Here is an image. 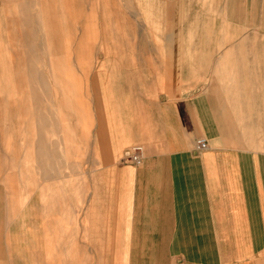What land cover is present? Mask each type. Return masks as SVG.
Masks as SVG:
<instances>
[{"label": "crops", "instance_id": "0c3cea01", "mask_svg": "<svg viewBox=\"0 0 264 264\" xmlns=\"http://www.w3.org/2000/svg\"><path fill=\"white\" fill-rule=\"evenodd\" d=\"M62 2L75 11L76 0ZM126 2L115 11L116 55L95 78L111 85L117 139L142 144L144 157L108 164L101 121L94 194L64 134L70 183L56 205V264H264V0ZM0 3V264H45L41 210L24 196L36 182L29 163L47 173L55 156L59 182L66 165L44 137V110L29 108L47 75L55 94L61 77L56 0ZM57 81L62 108L76 110L77 88Z\"/></svg>", "mask_w": 264, "mask_h": 264}, {"label": "rangeland", "instance_id": "374dc122", "mask_svg": "<svg viewBox=\"0 0 264 264\" xmlns=\"http://www.w3.org/2000/svg\"><path fill=\"white\" fill-rule=\"evenodd\" d=\"M5 1L0 0V2ZM20 1L23 0H17L19 3ZM122 1L76 0L75 11L70 13L67 9L66 14L65 9L62 11L60 5L63 7H67V5L62 0H56V41L54 44L56 50L54 54L56 55L57 65L61 64V66L57 67V70L61 73V77L58 76L56 78L57 80H70L72 86L77 88L78 94L74 97L77 108L76 110L62 108L60 83L56 80L55 94V84L50 82L53 78L49 75L45 77V81H48V83L44 85V94H40L39 98L35 97L29 100L30 111L44 110L47 121L43 127L44 137L45 139L53 140L54 150L62 157L64 162L69 160V156H63V145L66 143L64 141V134L66 132H69L70 135L73 134V140L77 144V151L75 149L74 154L77 155H73L72 157L78 163H81V169L89 172V176L92 177V191H94V194L98 188L100 181L99 169L102 166L101 131L97 125H100L101 121L105 122V128L108 129L110 136L108 164L120 161L124 154V148L129 149L134 145L133 142L120 143V140L117 139L116 111L112 103L114 99L110 88L111 85L97 82V78H95L98 75V81L102 79V71L106 65L102 59L107 60L106 58L109 59V55H116L112 50L115 49L117 40L120 37H118V30L114 21L117 14L115 11L117 7H119V11H124L123 8L128 4L126 0H124L125 4ZM115 2L118 3L114 4ZM16 5L19 4L17 3ZM37 6L40 8L42 5L39 3ZM5 7L6 5L0 3V18L3 20L7 17V13L3 10ZM36 9V5L33 4L32 11L35 24L38 21L34 14ZM113 16L114 18L112 19ZM37 37V32L30 36L33 42L39 41ZM42 54L44 57L48 56L45 51L44 53L42 51ZM34 58H36L35 55ZM48 60L49 56L46 61ZM32 62L35 66L36 62L33 60ZM92 74L94 75V82L90 83L88 81ZM68 92L70 91L68 90ZM76 111L81 113L78 114L79 112ZM64 113L67 114L63 115ZM30 118L34 119V122L30 125V132L36 134L40 131L41 124L36 123L37 116ZM64 118H68V121L65 123H68L69 126L64 125L62 121ZM51 121H53V125ZM86 123H88L89 127L86 126ZM71 143L73 141L70 139ZM90 154H93L94 157L92 164L86 163ZM104 164L106 165L107 163ZM29 166L30 178L35 177L36 182L31 183L30 181L29 190L28 193L26 191L27 194L24 196V200L30 203H37V206L41 210L37 213L39 215V223L36 226L44 230V263L56 264V205L60 204L58 200L60 192L65 193L64 198L69 197L70 180L67 176L70 169L66 162L61 172L63 179L59 182L58 180L56 181L55 156L52 155L47 173L41 171L38 165L29 163Z\"/></svg>", "mask_w": 264, "mask_h": 264}, {"label": "built area", "instance_id": "2783aa9c", "mask_svg": "<svg viewBox=\"0 0 264 264\" xmlns=\"http://www.w3.org/2000/svg\"><path fill=\"white\" fill-rule=\"evenodd\" d=\"M197 148L200 150L206 149L209 144L204 138L198 139ZM144 146L142 144H134L128 149V154H123L121 160L127 161L132 164H140L144 157Z\"/></svg>", "mask_w": 264, "mask_h": 264}, {"label": "water", "instance_id": "95a60500", "mask_svg": "<svg viewBox=\"0 0 264 264\" xmlns=\"http://www.w3.org/2000/svg\"><path fill=\"white\" fill-rule=\"evenodd\" d=\"M128 154V153H127Z\"/></svg>", "mask_w": 264, "mask_h": 264}]
</instances>
